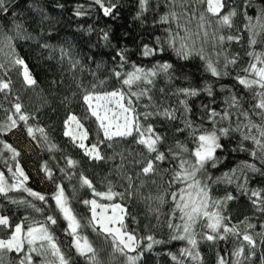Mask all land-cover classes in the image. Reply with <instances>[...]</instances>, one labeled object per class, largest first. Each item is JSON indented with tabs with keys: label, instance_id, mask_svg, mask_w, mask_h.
Wrapping results in <instances>:
<instances>
[{
	"label": "trees",
	"instance_id": "obj_1",
	"mask_svg": "<svg viewBox=\"0 0 264 264\" xmlns=\"http://www.w3.org/2000/svg\"><path fill=\"white\" fill-rule=\"evenodd\" d=\"M107 3L117 5L112 16H104L102 9L94 3V0H9L7 4L9 12L0 13V31L14 35V21L21 24L27 36L31 37L14 40V53L9 48L0 46L3 47L0 51V63L5 64V68L0 69V79L11 81L9 90L6 93L0 92V105H2L0 123L6 121L8 114L14 113L13 105L20 103L22 112L30 118L27 124L18 121L14 129L21 130L34 142L36 148L30 153L23 152L7 139V135L13 129L0 132V140L11 144L20 153L16 160H12V154L4 150L0 156V172L4 173L9 184L16 183L8 169L11 167L15 171L18 162L25 175L26 166L34 167L49 185L48 190L45 191L34 189L28 180L24 185L43 195L44 201L30 196L23 187L9 191L7 195L0 194V216L8 217L11 225L9 228L0 227V238L8 239L16 224H21L25 231L29 226L44 224L62 253L70 259L71 264H89L85 257L77 254L73 246V236L67 230L68 222L59 212L53 199L57 185H60L64 188L73 214L80 221L79 235L86 237L97 250L100 264H127L125 255L114 250L111 238H105L106 234L100 232V226L96 225L94 229L89 223L92 213L90 206L85 205L83 201L96 199L97 202H103V200L94 196L91 189L81 186L80 176L83 175L92 182L97 192L106 193L111 188L112 192L123 194V196L116 195L112 202L126 209L127 214L123 223L127 232L142 241L138 251L143 250L149 242L143 239L147 236L164 241L153 245L151 251H145L138 264H176L170 254L176 255L183 264H218L220 257H223L227 264H235L236 257L233 253L240 241L231 234L227 239H218L215 242L197 236L198 244L193 252H199L200 258L180 256L181 249L191 246L186 241L172 240L171 236L175 234V229H170L168 223L169 221L173 224L182 223L171 193H178V190L185 185L172 183L169 186L177 161L171 159L168 149L178 151L176 144L179 141L189 150L183 153L188 157L191 150L196 147L189 130L176 131L178 127H184L185 116L194 126H201L202 130L212 129L213 124L208 119L204 105L221 115L225 111L233 113L229 119L223 121L219 116L216 117L215 126L220 128L231 125V128L235 129L236 110L229 108L228 104L233 95L240 97L243 108L249 111L255 123L264 124V121L253 114L252 105L256 101L253 99L252 91L239 85L236 80L237 76H246L247 73L243 69L254 62L253 57L248 53L264 52V44L249 45L252 32L246 27L249 24L247 17L253 18L252 24L257 23L256 17L261 9H264V0H227V7L221 14L235 10L236 15L232 18V27L220 29L218 35L239 36V41H225L222 46L213 49L211 33L216 30V26L208 29L209 43L204 47L214 61L218 59V68L228 73L221 77H213L206 71L204 61L198 56L194 55L184 60L168 46L166 29L176 30V22L163 24L159 21L160 17L170 10L181 13L184 9L179 2L173 6L169 0H149L148 11L140 18H137L138 0H107ZM184 7L187 8L188 5L185 4ZM205 8L206 5L195 6L197 19H192L188 24L193 31L197 30L198 15ZM78 12L81 14L77 15ZM212 19L215 20V17ZM180 22L187 23L183 17ZM105 32L108 33V41L102 39ZM157 37L160 38L159 44ZM261 38L264 37H257L258 40ZM200 43L201 41L197 40V47ZM45 44L49 47H43ZM145 45L154 49L162 47L163 51L144 56ZM61 49H64L68 55L62 57ZM120 50H126L124 53L126 62H123L122 68L120 67L122 62L116 56ZM217 52L222 54L217 57ZM14 56L24 59L36 81L35 85H27L24 82L22 68L9 63ZM225 56L229 59L235 57L236 63L229 64L225 68ZM164 62L173 65L170 71L176 78L169 80L161 73L154 78L153 85L139 82L131 91L138 92L143 88H150L151 100L147 96L139 99L133 96L131 99L135 110L133 115H138L141 125L151 124L156 134L164 138L159 147L169 158L164 162H157L160 169L157 174L138 175L142 165L136 161L142 159L139 153L144 151L143 146L137 145L133 137L106 140L103 130L100 129L95 117L91 116L83 97L89 92L104 94L117 89L128 92V88L113 75L114 70L126 73L133 71V66L148 70ZM206 86H211V96L203 91ZM186 87L201 90L199 96L188 98V106L191 109L188 113L184 112L183 106L179 103L185 97L175 94L178 88ZM92 103L95 106L96 102L92 101ZM164 108L176 110L177 119L168 120L162 115H152L147 120L144 118L145 113L155 112L157 109L162 111ZM71 116L77 118L83 129L77 128L76 122L69 119ZM28 127L33 128L35 139L28 135ZM36 129H43L44 136ZM66 131L71 135L66 136L64 134ZM84 131L87 132V136L82 142L87 148L96 145L104 157L103 160L91 159L85 155V149L78 146L81 142L79 137ZM243 132H247V129ZM73 137L77 139L74 141ZM220 142L225 146L222 150H217L220 163L216 168L207 169L211 177L208 181L209 194L213 200L220 201H224L228 195L234 197L219 209L227 218L224 223L228 227L238 226L240 229L249 223L254 226L248 229V232L257 241L255 255L250 260H243V257L241 260L243 264H264L262 259L264 243H261L264 236L260 235L264 234V212L257 210V206L252 204V200L256 198L251 197V191L255 190L260 191L264 198V175L261 174L264 172V160L259 158V150L251 140H243L240 131H230L228 136L221 137ZM253 150L258 153L256 157L251 155ZM69 159L75 161L74 166L68 165ZM245 164H255L260 171L252 172L244 167ZM45 166L50 170L51 178L45 172ZM225 174L233 176L231 183L225 179ZM128 177H131V187ZM159 197H163V202L158 199ZM209 211H217V209L209 208ZM48 216L56 218L57 223L50 224L47 221ZM196 231L199 233L207 230L202 229L198 224ZM249 252L250 249L246 246L245 255ZM22 255L15 252L6 253L4 264H19ZM128 255H136V252H130ZM32 256L33 264H41L44 259L34 253Z\"/></svg>",
	"mask_w": 264,
	"mask_h": 264
},
{
	"label": "snow or ice",
	"instance_id": "obj_2",
	"mask_svg": "<svg viewBox=\"0 0 264 264\" xmlns=\"http://www.w3.org/2000/svg\"><path fill=\"white\" fill-rule=\"evenodd\" d=\"M9 0H0V13L7 14L9 12V7L7 6ZM179 2L180 6L184 9L181 13H177L175 10H170L167 14L160 17V23L168 24L171 21L176 22V30L171 28L166 29L168 32L167 44L170 48L175 51L176 55L184 60L189 59L192 56H198L205 63L206 71L210 72L213 77H221L227 75L225 71H221L217 64L218 59L213 60L212 56L206 52L204 45L209 43L210 33L208 29L216 26V30L211 33L212 48L216 49L218 46H222L225 41H239V36H224L218 35L220 29L231 28L232 18L236 15L235 10L227 11L226 14H221L222 10L227 7V0H169V3L175 6ZM94 3L98 5L104 16H112L117 8L115 3H107V0H94ZM139 11L137 13V18L148 11L149 0H138ZM187 4L188 7L185 8L184 5ZM196 5H206V8L200 11L198 15L197 30L193 31L188 24L191 23L192 19H197V13L195 10ZM81 13L78 12L77 15ZM15 15V13H13ZM184 18L187 23H181V18ZM215 17V20L212 18ZM249 24V31L252 35L249 38V45L255 46L258 43L264 44V38L260 40L257 37H264V9H261L260 13L256 17V24H252V17H247ZM13 31L14 35L8 32L0 31V46L9 48L14 53L13 41L20 38L30 39L27 36L26 31L22 28V25L13 21ZM258 29V30H257ZM183 33V34H181ZM102 39L108 41V33L105 32ZM197 40H200V46L197 47ZM160 43V38L157 37V44ZM0 47V51L3 50ZM43 47H49L47 44ZM62 57L68 55V53L61 49ZM126 50H120L116 53L119 57L120 67H123V62H126L125 57ZM157 51L162 52L163 48L154 49L149 48L148 45L144 46L143 55H155ZM222 52H217L216 55L219 57ZM248 55L253 57L252 63L249 64L247 68L243 71L247 73L246 76H237L236 80L239 85H242L245 89L252 91L253 99L256 101L252 105L253 114L258 116L262 121H264V52L255 53L249 52ZM115 59V57H114ZM225 64L224 67L227 68L229 64H235L236 58L233 57L229 59L227 56L224 57ZM9 63L13 66H19L22 68V74L24 82L27 85H35L36 81L32 77L28 65L25 63L24 59L19 56H14ZM78 63V62H77ZM259 65V66H258ZM75 64H73V67ZM134 67L133 71L122 73L120 71H113V75L121 82L123 86L128 88V92L121 89H117L111 92H106L104 94H96L89 92L84 95L83 99L88 105L91 116L95 117L96 121L99 123L100 129L103 130L104 138L108 141H113L117 138L125 139L127 137H133L134 142L137 145H142L144 151H141L139 155L142 157L141 160L136 161L142 165L140 173L142 175H155L159 172V164L157 162H164L168 159V155L160 150V145L163 143L164 138L156 134L153 126L151 124L143 126L139 122L138 115H133L134 108L132 107L133 101L131 97L147 96L151 100L149 95L151 89L143 88L140 91H131L134 85L139 82H143L147 85L154 84V78L163 73L167 79L172 80L176 77L173 75L172 70L173 65L168 62L158 63L152 69L145 70L140 67ZM5 64L0 63V69H4ZM103 83V82H101ZM11 81H4L0 79V92H7L10 88ZM95 87V85H93ZM199 89L196 88H178L176 90V95L183 96L185 99H181L179 103L183 106L184 112L188 113L191 109L188 106V98L197 97L200 95ZM203 91L207 92L209 96L212 95L211 86H206ZM163 92V89H161ZM92 101H95V106H93ZM229 108H234L235 115L237 116V122L235 129L229 127L217 128L215 125L217 123L216 117H220V120H227L233 113L225 111L223 115L217 113L214 109H210L207 105L203 107L208 112V119L212 121L213 127L211 130H202L201 126H194L193 122L185 116L184 127L177 128L176 131L184 132L186 129L189 130L191 137L196 144V147L191 150L188 157H185L183 153L189 152V150L184 147L179 141L176 144L178 151H174L169 148L168 153L171 154V159L177 161L176 168L173 169L171 180L169 186L172 183L183 184L182 187L177 192L171 193L172 199L175 202V209L179 211V219L182 221L181 224H173L171 221L168 223L170 229H175V234L171 236L172 240L186 241L191 248H183L180 251V256L189 257L191 259H199V252H193V249L197 247L198 241L197 236L206 241L215 242L216 240L227 239L228 235L231 234L235 236L239 241V245L234 251L233 255L236 257L235 264H243V260H250L252 256L255 255L254 249L257 247V241L249 234L248 229L254 226L249 223L243 229L238 226L228 227L224 221L227 219L221 214L219 209L222 205L228 201L234 199L233 196L228 195L224 198V201L213 200L209 194V183L211 177L207 173L208 167L216 168L218 163H220V157L217 155V150H222L225 146L220 142L221 137H226L229 135L230 131H240L242 132L243 140H251L256 148L259 150V158L264 160V124L255 123L250 115L249 111L245 110L241 104V99L239 96H231L228 101ZM2 107V105H0ZM14 113L8 114L6 121L0 123V132L11 131L17 127L18 121H22L27 124L29 116L22 112V105L20 103H15L13 105ZM258 110V111H257ZM7 111V110H5ZM152 115H162L168 120H176V110L164 108L162 111L157 109L155 112H147L144 114V118L147 120ZM242 117V119H240ZM71 121H75L77 128L83 129V125L79 123L75 116L69 117ZM68 123L67 121L65 122ZM247 129V132H243ZM253 129H255V134H253ZM42 136H44L43 129H36ZM27 133L29 136H34V130L32 127L27 128ZM135 133V136H134ZM66 136L71 135L70 132L66 131L64 133ZM87 136V132L84 131L79 137L81 141L79 147L85 149V155L89 156L94 160H103L104 157L100 154V151L96 145H92L87 148L82 142ZM46 139V136L44 137ZM77 137H73L75 141ZM0 156H2L3 151L6 150L10 152L11 159L16 160L20 153L11 145L0 140ZM111 146V145H109ZM54 147V146H52ZM251 155L256 157L258 155L256 150L251 152ZM69 166H74L75 161L69 159L67 161ZM250 169L252 172H258L255 164H245L244 166ZM45 172L51 178L50 170L45 166ZM15 178L16 183L9 184L3 172H0V194L7 195L9 191L14 189L24 188V191L28 192L30 196L35 197L40 201H44L45 197L40 193L34 192L29 188L24 187L25 182L28 177L25 175L23 169L19 166L17 162L15 165V171L11 167L8 169ZM165 171H167L165 169ZM235 171V170H234ZM264 175V172L261 173ZM225 179L231 183L233 176L225 174ZM129 187H131V177H128ZM80 183L82 187H87L91 189L94 196L101 197L102 199L112 200L116 195L123 196L122 193H114L111 188L108 192L101 193L97 192L93 187L92 182L84 177L80 176ZM242 187V186H241ZM251 197L256 199L252 200V204L257 206V210L264 212V198L260 191H251ZM56 206L59 212L62 214L63 218L68 222V232L73 236V246L79 256L85 257L89 264H100L97 259V250L92 246L86 237H81L78 230L81 228L80 221L73 214L72 208L69 205L68 197L65 196L64 188L57 185V191L53 196ZM158 199L163 202V197ZM15 203V201H13ZM85 205L90 206V211L92 213L90 224L93 225L95 229L96 225L100 226V232L106 234L105 238H111L112 245L115 251L120 252L125 255L127 264H138L145 251H151L153 245L164 243V241L154 239L152 236H147L143 239L149 241L143 250L140 249L142 241L138 240L134 234L126 231V226L123 223V215H117L116 212L119 210L120 213L127 214L126 209L120 204L111 205L113 215L106 216L109 206L100 204L96 199L84 200ZM209 208H216L217 211H209ZM100 210L99 212L97 210ZM40 211V209H37ZM47 221L50 224L55 225L57 223L56 218L53 216H48ZM243 223V222H242ZM118 224V227H110L109 225ZM200 225L202 229L207 231L197 232L196 227ZM0 227L9 228L11 227L8 217L0 216ZM264 236V234H260ZM264 243V239L261 240ZM25 244H27V251H25ZM250 249L248 255H245V247ZM9 252H15L17 254H23L19 260V264H33L34 253L36 256L43 257L41 264H71L70 259L67 258L58 247L53 235L49 232V229L44 224H39L36 227L29 226L25 231L21 224H16L14 231H12L11 236L8 239H0V264H4V255ZM130 252H136V255H128ZM171 255L173 261L176 264H183L182 260H179L176 255ZM264 259V257H262ZM218 264H227V261L220 257Z\"/></svg>",
	"mask_w": 264,
	"mask_h": 264
},
{
	"label": "rangeland",
	"instance_id": "obj_3",
	"mask_svg": "<svg viewBox=\"0 0 264 264\" xmlns=\"http://www.w3.org/2000/svg\"><path fill=\"white\" fill-rule=\"evenodd\" d=\"M33 77V76H32ZM7 139L12 142L15 146L19 147L23 152L30 153L34 151L35 145L34 142L27 138L25 134L19 130V129H13L8 135ZM26 176L28 177V181L34 189L38 191H45L48 190L49 185L47 180L43 177V175L34 167L26 166ZM103 202H99L100 204L108 205V211L105 214L106 216L113 215L111 205H114L115 203L112 202V200L102 199ZM100 211L99 209L97 210ZM117 215H123V222H124V216L125 214L120 213L119 210L116 212ZM110 227H118V224L109 225ZM2 239V238H0ZM6 240V239H5ZM28 247V246H27Z\"/></svg>",
	"mask_w": 264,
	"mask_h": 264
}]
</instances>
